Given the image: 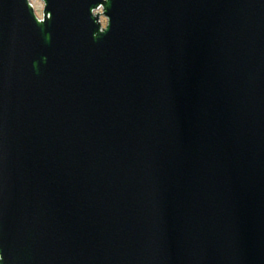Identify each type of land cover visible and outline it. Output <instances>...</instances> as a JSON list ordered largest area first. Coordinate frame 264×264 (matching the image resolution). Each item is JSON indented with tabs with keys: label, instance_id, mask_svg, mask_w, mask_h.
Returning <instances> with one entry per match:
<instances>
[{
	"label": "water",
	"instance_id": "1",
	"mask_svg": "<svg viewBox=\"0 0 264 264\" xmlns=\"http://www.w3.org/2000/svg\"><path fill=\"white\" fill-rule=\"evenodd\" d=\"M43 2L0 0V264H264V0Z\"/></svg>",
	"mask_w": 264,
	"mask_h": 264
},
{
	"label": "rangeland",
	"instance_id": "2",
	"mask_svg": "<svg viewBox=\"0 0 264 264\" xmlns=\"http://www.w3.org/2000/svg\"><path fill=\"white\" fill-rule=\"evenodd\" d=\"M32 3L34 4V7L36 9V12L39 16H42V11H43V6H44V2L43 0H31ZM98 11L102 12V8H100ZM101 20L103 24H106L107 22V17L102 15L101 16Z\"/></svg>",
	"mask_w": 264,
	"mask_h": 264
}]
</instances>
